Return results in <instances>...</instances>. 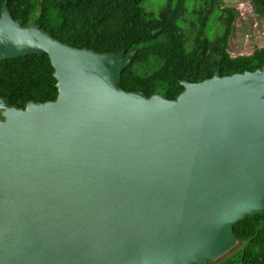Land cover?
Masks as SVG:
<instances>
[{"label":"water","instance_id":"obj_1","mask_svg":"<svg viewBox=\"0 0 264 264\" xmlns=\"http://www.w3.org/2000/svg\"><path fill=\"white\" fill-rule=\"evenodd\" d=\"M33 53L59 97L0 100V264H201L264 212V73L146 101L114 88L122 54L70 49L4 9L0 61Z\"/></svg>","mask_w":264,"mask_h":264},{"label":"trees","instance_id":"obj_2","mask_svg":"<svg viewBox=\"0 0 264 264\" xmlns=\"http://www.w3.org/2000/svg\"><path fill=\"white\" fill-rule=\"evenodd\" d=\"M251 4L264 20V0ZM4 9L21 28L40 30L70 49L98 57L122 54L129 65L118 74L114 88L146 101L175 103L187 84L264 70V48L250 56L229 55L237 13L221 8V0H0V19ZM152 57L163 62L158 71L146 76L133 72L135 65H145ZM57 85L47 54L0 61V100L8 111L55 103ZM232 231L240 246L231 264H264V212L248 214Z\"/></svg>","mask_w":264,"mask_h":264},{"label":"rangeland","instance_id":"obj_3","mask_svg":"<svg viewBox=\"0 0 264 264\" xmlns=\"http://www.w3.org/2000/svg\"><path fill=\"white\" fill-rule=\"evenodd\" d=\"M154 7V12H156L158 8L156 5ZM221 8H230L237 13L232 36L228 43V53L232 58L250 56L256 49L264 48V20L254 13L251 0H221ZM162 65V61L152 57L145 65H135L133 72L138 76H146L158 71ZM5 113V110L0 111V115ZM0 121H9V115L0 117ZM239 246V243L235 242L218 257L206 258L201 264H231ZM192 264L199 263L194 261Z\"/></svg>","mask_w":264,"mask_h":264}]
</instances>
